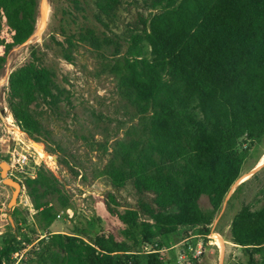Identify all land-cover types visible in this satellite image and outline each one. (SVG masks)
I'll use <instances>...</instances> for the list:
<instances>
[{"label": "trees", "instance_id": "obj_1", "mask_svg": "<svg viewBox=\"0 0 264 264\" xmlns=\"http://www.w3.org/2000/svg\"><path fill=\"white\" fill-rule=\"evenodd\" d=\"M91 2L95 21L116 39L87 31L78 41L96 50L137 118L113 142L100 172L106 211L124 225L126 240L49 231L57 221L50 199L56 197L60 209L68 201L57 178L38 169L22 183L49 235L34 240L7 234L0 239V264H14L12 256L28 246L30 258L22 263L164 264L162 253L178 228L196 226L198 235L209 234L250 147L264 135V0ZM37 8L38 0H0V71L7 54L34 33ZM111 44L114 52L105 56ZM32 58L9 74L7 105L19 129L40 142L44 127L31 107L57 103L58 96L53 73ZM201 196L208 199L207 211L199 206ZM12 217L21 222L17 209ZM230 236L245 264H264V203L258 209L243 205ZM147 246L155 252L144 253Z\"/></svg>", "mask_w": 264, "mask_h": 264}, {"label": "rangeland", "instance_id": "obj_2", "mask_svg": "<svg viewBox=\"0 0 264 264\" xmlns=\"http://www.w3.org/2000/svg\"><path fill=\"white\" fill-rule=\"evenodd\" d=\"M42 1L46 3V11L41 25ZM93 15L91 0H38L34 33L7 54L0 71V164L6 163L8 177L22 186L25 177L35 176L38 169L48 170L57 178L68 208L60 209L57 198L50 199L57 221L49 231L62 234L77 231L84 240L104 233L116 241H124V225L106 211L100 172L108 162L113 142L122 138L137 118L117 94L115 80L103 70L96 50L78 41L87 31L100 38L104 33L113 38ZM67 39L75 46H69ZM103 52L110 56L114 52L113 44ZM2 53L0 47V56ZM33 54L38 64L53 73L54 92L58 96L57 103L39 101L31 107L44 127L40 142L28 138L19 129L7 105L9 74L32 61ZM105 141H108L107 152L103 151ZM10 152L17 157L26 155L27 164L22 169L14 165L11 170ZM11 196L12 188L0 177V239L9 233H16L20 239L22 233L34 240L47 238L49 232L37 222L24 186L15 203L9 205ZM198 202L203 211L210 208L206 196H201ZM263 203L264 135L250 147L242 175L227 193L209 234L198 235L196 226L178 228L172 234V247L162 253L164 264H245L242 250L231 242V222L243 205L258 209ZM14 209L20 213V223L12 217ZM23 221L27 224L21 225ZM32 246L37 248V242ZM31 248L19 252L14 264H28L22 262L30 258Z\"/></svg>", "mask_w": 264, "mask_h": 264}, {"label": "water", "instance_id": "obj_3", "mask_svg": "<svg viewBox=\"0 0 264 264\" xmlns=\"http://www.w3.org/2000/svg\"><path fill=\"white\" fill-rule=\"evenodd\" d=\"M8 167L9 166L6 163L0 164V177L2 178V181L4 184L12 188V196L9 202V205H10L12 203H15L18 197L19 191L22 190V185L19 182L15 181L13 178L8 177L7 172H6Z\"/></svg>", "mask_w": 264, "mask_h": 264}, {"label": "built area", "instance_id": "obj_4", "mask_svg": "<svg viewBox=\"0 0 264 264\" xmlns=\"http://www.w3.org/2000/svg\"><path fill=\"white\" fill-rule=\"evenodd\" d=\"M9 160L11 162V170H13L14 165H17L20 169H22V167L27 164L28 157L26 155H18V157H17V156H15L14 152H10ZM27 177L33 179L35 176L34 175H32V176L27 175ZM22 188H23V186H22ZM145 251H146V253L155 252L149 246L145 247ZM17 257H19V252L15 253L12 256V259L15 260ZM183 258H184V256H183V254H181L180 259H183Z\"/></svg>", "mask_w": 264, "mask_h": 264}, {"label": "bare ground", "instance_id": "obj_5", "mask_svg": "<svg viewBox=\"0 0 264 264\" xmlns=\"http://www.w3.org/2000/svg\"><path fill=\"white\" fill-rule=\"evenodd\" d=\"M41 11H42V15H41V23L40 24L42 25L44 17H45V11H46V3L44 1H42V3H41ZM41 25H40L39 29L41 28ZM239 181H242V179H240Z\"/></svg>", "mask_w": 264, "mask_h": 264}]
</instances>
